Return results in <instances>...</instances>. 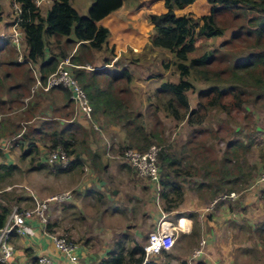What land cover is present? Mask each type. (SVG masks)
Returning <instances> with one entry per match:
<instances>
[{"label":"crops","instance_id":"1","mask_svg":"<svg viewBox=\"0 0 264 264\" xmlns=\"http://www.w3.org/2000/svg\"><path fill=\"white\" fill-rule=\"evenodd\" d=\"M72 1L69 3L77 11ZM162 5L161 0H120L115 9L96 22L107 29L103 46L96 51H84L87 56L82 57V61L74 60L75 66L72 67L92 75L97 88L106 91L112 105L120 104V110L125 113V107L131 105L133 99L139 100L138 91H143L147 82H133L144 75L141 68L126 67L128 63L123 64L122 68L115 66L112 58L116 56L114 60L120 58L122 63L127 57L141 59L145 52L154 48L149 42L153 28L147 14L162 11ZM47 8L42 7L40 14H44ZM6 29L7 19H0V31ZM72 38V33L59 38V43L66 41L62 49L65 56L71 57L76 51L78 42L70 41ZM51 39L48 38V41ZM55 52V47L46 44L42 55L36 60H18L10 42L0 40V142L7 141L0 147L1 204L8 201L10 209L11 203L21 202L26 197L32 199L31 195L43 199L47 195L67 191L68 196L60 201H66L69 206L80 210L82 200H90L89 195L96 194L99 204L109 202L110 193H115L111 198L114 207L110 212L115 215L123 212L129 221L122 222L123 226H118L121 222H116L107 228V232L126 228L124 233L139 235V229L150 230L160 220H168L181 227L172 248L144 254L147 261H144L145 264H157L155 261L160 256H165L163 258L167 259V264H195L199 261L204 264H250L247 254L250 257L255 255L250 254L251 244L254 245L256 255L264 251V185L254 183L264 163L262 158L251 163L250 168L255 166L251 168L252 176L249 171L247 174L241 173L233 167L230 172V158L232 162L237 161L236 166H240V169L242 166L238 158L234 157L235 154L226 158L227 165L222 169L224 175L219 179L216 175L209 180L189 179L186 167V175L181 180L186 185L183 205L178 208L168 207L162 212L161 218L162 214L154 210L152 183L144 178L138 179L139 176L127 164L116 158L114 146L124 139L125 134L113 115L91 106L90 119H87L75 108L68 90L63 87H53L47 91L38 89L29 96V87L35 77L41 78L50 73L46 61ZM24 53L23 50L22 56ZM122 78L129 82L127 91L116 86ZM100 79L102 84L98 83ZM132 92L135 97L131 96ZM259 129L262 132L264 127ZM52 132L59 133L63 139L71 142L69 147L72 153L68 155L69 160L64 168L49 166L40 156L47 150ZM227 144H230L227 149L229 152L232 140ZM245 145L249 146V143ZM39 156L42 160L38 159ZM37 162L42 164L37 165ZM210 165L213 173L218 174V167L212 166V163ZM82 168L88 171L84 172ZM15 172H21V176L15 175ZM10 177H15V181H6ZM189 180L190 187H187ZM12 187H22L27 192L20 194L18 188L15 191V188L11 190ZM228 192H233L234 196L220 197ZM97 212L101 216V212L107 211L104 207ZM26 223L23 235L9 236L11 255L4 264H34L39 254L56 255L55 248L45 235L51 232L46 224L36 219ZM179 237L181 241H178ZM75 242L77 264H96L109 252L103 248L94 249L87 241ZM198 249L200 252L195 254ZM260 254L264 256V253Z\"/></svg>","mask_w":264,"mask_h":264},{"label":"rangeland","instance_id":"2","mask_svg":"<svg viewBox=\"0 0 264 264\" xmlns=\"http://www.w3.org/2000/svg\"><path fill=\"white\" fill-rule=\"evenodd\" d=\"M90 1L91 0H73L72 3L78 9L77 11L79 13L85 14ZM209 7L210 4L207 3V1L195 0L193 3L185 6L184 8L176 10V13L192 14L195 18H198L202 14L208 12ZM161 9L164 10L163 7ZM10 12L11 8L8 1L0 0V19H3L4 21L7 19L8 21ZM254 12L255 11L252 10L245 16V18H238L237 20H235L232 15L224 14L218 16V21L224 27V33L210 38H197L195 43L196 48L194 51L189 53V57L198 56L204 52L210 51V49H215L212 51L217 57L215 62L213 61L208 65V69L212 70V72L208 74V78H204V76L197 73L194 68H191L189 75L186 76L187 79L194 83V87L186 92L188 103L190 101L189 109L194 110V113L191 114V119H193L191 123L187 121L186 117L181 120L174 118L171 108L168 106V99L170 95L165 92H156V87L162 81H177L179 78L178 70L174 64V57L171 52L166 49L154 47L145 52L144 57L141 59L139 57L136 59L127 57L126 61L123 63L120 58L113 60L112 62L113 65H119L118 67L121 68L123 64L128 63L125 64L126 67L135 69L141 68L143 70L142 72L144 75L139 76V78H136L133 82L143 84L145 81L147 83L143 87V91H138V94L140 95L139 100L136 101L133 99L130 102L131 105L125 107V111L126 113L133 115L136 112H139L138 120L143 123V126L147 131H151L155 134V136L151 138L152 142L148 145V147L154 146L157 151L161 148H172V152L175 154L174 157L178 160V164H176L177 175L172 177L173 180L178 182V188L176 191L173 189L169 191L170 188H164L160 181H158V186L153 185L152 194L154 197V210H156L157 213L162 214L163 211L167 210L168 206L176 205L175 207L178 208L180 205H183V190L186 189V185H184L181 180L186 175V167L189 170V179L197 178L196 180H199V178H202L209 180L210 178H215L216 176L217 179L223 177L224 173L222 169L224 165H227V162H221V155L223 153V148L226 149L225 146L229 140L235 141L232 146L233 149L229 152L234 151V157L238 158L240 165H242L241 169L239 167L238 172L241 171V173L247 174L249 171L252 176V169L250 168L251 163L259 161V158H262V162H264V130L261 132L259 129L264 127V96H261L253 102V98L256 94L255 92L249 91V95L242 96L246 103L240 111L231 107L233 118L228 120L226 118V110L220 109L217 106L207 105V101L211 99L214 91L208 92V94L204 96L198 95L197 92L199 88H207L212 83L217 81L222 86H227L228 81L213 79V76H215L213 74L215 73L214 70H217L218 68H228L229 62L232 59H235V57L246 55L248 51L256 50L260 47L254 44V36L246 37L243 33L248 28H254V21H249V18L255 14ZM234 31H237V36L230 38ZM225 39L228 40L221 44V41ZM263 42L264 36L260 39V43L262 44ZM18 60L20 59L18 58ZM69 61L72 63L70 57ZM129 63H131V66ZM223 78H226V74H224ZM102 82L103 81L101 79L98 80V83L102 84ZM78 83L81 85L79 81ZM127 85H129V82L123 80V78L116 83V86L124 91L129 90ZM131 96H134L133 92L131 93ZM195 100L196 103L194 104ZM225 100L230 102L232 101L230 93L225 95L224 101ZM133 103L135 104L133 105ZM178 108L181 113L183 109L181 107ZM197 119L200 120L198 121ZM134 139L135 138H131L129 142H134ZM241 142L244 143V145H242ZM246 143H249L248 147H244ZM121 144H124L123 139L120 143L117 142L114 146V150L116 148V158L119 160H123L120 156H118L121 152ZM130 147L136 148L133 145ZM45 153L40 154V156H43V159ZM40 156L38 159L42 160V158L40 159ZM232 160L233 159L230 158L228 164L231 173L232 167L234 170L235 168L237 169L235 166L237 161L235 163L232 162ZM211 163L212 166L218 167H216L218 169V174L213 173L210 165ZM157 164L158 167L161 166L160 162H157ZM44 167L47 168V166ZM127 167L130 168L128 165ZM82 169L84 172L88 171L86 168ZM14 174L21 176V172H15ZM11 179L15 181V177H10L6 181H9L10 183ZM138 179L142 178L138 177ZM89 186L92 188L91 185ZM188 186L190 187V180L187 181V187ZM1 187L2 186H0V188ZM27 187L30 188L29 186ZM14 188L15 191L18 188L19 190H17V192L20 194L21 192L25 193L26 191L22 187H12L11 190ZM162 191L165 193L168 192V196L161 198L160 193ZM111 193L109 202H100L99 204L97 203L98 200L96 199V194L95 196L89 195L88 198L91 201L86 199L82 200L83 203L81 204L82 207L80 210H77L73 206H69L66 204V201H48V208L46 212L47 229L55 234L63 235L74 242L77 241L78 243L87 241V244H90L92 248H103L109 250V252L112 251L110 249H112L113 244H116V246H121L123 254H125L133 244H137L129 241V238L132 237L143 246L149 229H139V235L124 233L126 232V230L124 231L126 228H121L120 231L116 230L117 232H107V228L112 227L116 222H121L118 226H123L122 222L125 220L129 221V219L124 216L123 212H117V215L110 212V209L114 207L111 203V198L115 195V193ZM51 195L53 194L47 196L49 197ZM26 198L27 199H23L21 202L15 201L11 204L17 208L31 207L33 202L32 199H29L28 197ZM102 200L103 199H101V201ZM104 207L107 212H101V216H99L97 210H102ZM114 215L115 219L113 218ZM162 217L163 214L161 215V218ZM121 234L126 235V238L120 241ZM178 241H181V237H179ZM251 246L250 254L253 253L255 255L254 257H250L247 254L250 264H264V256L260 254L264 253V251L256 255L254 245L251 244ZM163 257H157L158 260L155 262L157 264H167V259Z\"/></svg>","mask_w":264,"mask_h":264},{"label":"trees","instance_id":"3","mask_svg":"<svg viewBox=\"0 0 264 264\" xmlns=\"http://www.w3.org/2000/svg\"><path fill=\"white\" fill-rule=\"evenodd\" d=\"M16 1L20 4L21 9L19 25L24 34L23 50L25 53L23 58L27 61H34L42 55L46 44L52 45L56 49V54L51 53L50 58L46 61L50 72L56 66L57 61L65 57L62 49L66 45V41L59 43L60 37L72 33L73 38L70 41L78 42L74 55L70 57L72 63H75L74 60L82 61V57L86 58L87 54L85 52L100 49L106 41L107 29L102 25H97L96 22L120 4V0H91L86 13L79 14L70 5V0H51L45 13L40 14L39 9L34 8L31 0ZM161 1L164 10L147 14L153 28V34L149 38V42L154 47L168 50L174 57V64L179 74L178 80H165L156 87V92H165L170 95L168 106L171 108L174 118L181 120L186 117L189 123L193 121L191 114L194 113V110L189 109L186 92L194 87V83L187 79L186 76L189 75L190 69L194 68L197 73L202 74L204 78H208V74L212 72V70L208 69V65L213 61L215 62L217 56L213 53L215 49H210V51L194 57H189V53L195 50V43L198 37L210 38L224 33V27L218 21V16L224 14L232 15L237 20L238 18H245L252 10L255 11V14L249 18V21H254V28H248L243 33L246 37L254 36V44L260 47L256 50L248 51L246 55L235 57L229 62L228 68L214 70L215 73L213 74L215 76H213V79L228 81L227 86H222L217 81L207 88H199L197 90L198 95L204 96L208 92L214 91L211 99L207 101V105L217 106L226 110V118L228 120L233 118L231 107L240 111L246 103L242 96L249 95V91L256 94L253 102L264 96V42L260 43V39L264 36V0H206L210 4L209 11L198 18H195L192 14L176 13V10L184 8L195 0ZM236 33L237 31H234L230 38L236 37ZM48 38L52 39L48 41ZM227 40L221 41V44ZM73 74L81 83L83 90H85L84 92L92 108L102 109L103 112L113 115L118 120V124L125 134L123 139L125 145L121 144V151L127 145H133L141 151L147 149L152 142L151 138L155 134L147 131L143 123L138 120L139 112L133 115L120 110L122 109L120 104L113 106L108 99V93L97 88L92 75L84 74L78 68H73ZM224 74H226V78H223ZM46 75H43L40 79H44ZM227 93L231 95V102L224 101ZM178 107L183 109L181 113ZM197 120L199 121L200 119ZM131 138H135V141L129 142ZM234 143L235 141L232 140V146ZM241 144L244 145L242 142ZM70 145L71 142L63 139L59 133L52 132L49 136L47 150L60 147L67 155H71L72 149H70ZM229 145L227 144L225 151L221 155L222 162L229 155L235 154L234 151L228 152ZM244 147L248 146L245 145ZM174 156L172 148H161L156 151V162L161 163V166L158 167L160 183L164 188H170L169 191L171 189L176 191L178 188V182L172 179L173 176L177 175L176 164H178V160ZM36 164L41 165L42 163L39 164L37 162ZM236 167L239 169L240 166L237 165ZM251 168H255V166L253 165ZM167 193L162 191L160 193L161 198L167 197ZM8 211L9 202L0 203V227ZM124 238H126V235L121 234L120 241ZM129 239L132 243H137L132 238ZM110 250L112 251L106 253V257L100 258L96 264H140L143 262V248L138 243L133 244L125 254H123V249L120 245L116 246V244H113ZM181 264L185 263L182 262ZM195 264L204 263L199 261Z\"/></svg>","mask_w":264,"mask_h":264},{"label":"built area","instance_id":"4","mask_svg":"<svg viewBox=\"0 0 264 264\" xmlns=\"http://www.w3.org/2000/svg\"><path fill=\"white\" fill-rule=\"evenodd\" d=\"M11 8L9 19L7 21V29L0 31V40L6 39L17 51L18 58L23 60L22 50L24 42V34L19 22L21 20L20 4L16 0H7ZM34 8L41 9L48 7L51 0H31ZM133 51L134 49L131 48ZM116 58L114 56L112 61ZM72 66H75L69 61V56L59 59L55 68L48 73L44 79L35 77L29 87V96L35 93L38 89L47 91L53 87H63L69 92L70 98L73 101L75 108L82 113L87 119H90L91 105L90 102L78 83L72 72ZM4 143V144H3ZM7 141L0 142V147L5 145ZM156 151L154 146H149L145 150L126 146L118 154L125 164H127L135 175L147 179L152 185L158 186L160 176H158V166L156 162ZM69 156L60 147L50 148L46 151L43 161L48 165H56L64 168L67 165ZM254 183L264 185V163L255 177ZM68 196V192H60L47 196L43 199L31 195L32 206L17 208L11 206L5 220L0 227V264H4L11 255V248L8 242L11 234L23 235L26 231L27 221L36 219L42 224H46V212L48 201L54 200L60 202ZM233 192L221 194V198L233 197ZM180 225H173L168 220H160L146 234L145 242L142 246L144 254L158 253L163 250L172 248L176 241L177 231ZM181 228V227H180ZM46 237L51 241L55 248L56 255L39 254L35 257L34 264H77L76 243L63 236L53 232L45 233ZM200 250H196L195 254ZM146 261L143 257V264Z\"/></svg>","mask_w":264,"mask_h":264}]
</instances>
